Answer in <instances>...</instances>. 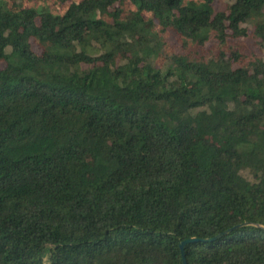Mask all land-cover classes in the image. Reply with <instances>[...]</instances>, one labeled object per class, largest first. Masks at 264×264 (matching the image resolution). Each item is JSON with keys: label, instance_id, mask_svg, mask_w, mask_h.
<instances>
[{"label": "trees", "instance_id": "trees-1", "mask_svg": "<svg viewBox=\"0 0 264 264\" xmlns=\"http://www.w3.org/2000/svg\"><path fill=\"white\" fill-rule=\"evenodd\" d=\"M226 1L0 0V264H183L232 228L187 263L264 264V0Z\"/></svg>", "mask_w": 264, "mask_h": 264}, {"label": "rangeland", "instance_id": "rangeland-1", "mask_svg": "<svg viewBox=\"0 0 264 264\" xmlns=\"http://www.w3.org/2000/svg\"><path fill=\"white\" fill-rule=\"evenodd\" d=\"M214 8L216 11H222L226 10L227 7V1L226 0H214L213 3ZM170 40L173 42L175 41L174 37H171ZM240 40L244 41L246 44H248L257 54L264 57V44H259V42L255 39V37L252 35V29L249 30V35L246 37H242ZM33 48L37 52H41V49L37 44L33 42ZM4 61H0V68H3L5 66Z\"/></svg>", "mask_w": 264, "mask_h": 264}, {"label": "water", "instance_id": "water-1", "mask_svg": "<svg viewBox=\"0 0 264 264\" xmlns=\"http://www.w3.org/2000/svg\"><path fill=\"white\" fill-rule=\"evenodd\" d=\"M233 229L234 228L229 229L228 231H226L224 233H221V234H219V235H217L216 237H213V238L199 239V238H196V237H192V238H188V239L183 240L180 243V247H181V250H182L183 264H188L187 263V257H186V250H185L186 249V245L188 243L195 242V241H198V240H202V241H213V240H216V239H221V238L225 237L226 235L230 234L233 231Z\"/></svg>", "mask_w": 264, "mask_h": 264}]
</instances>
